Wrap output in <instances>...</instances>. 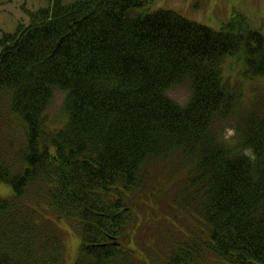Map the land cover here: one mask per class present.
<instances>
[{
    "label": "trees",
    "instance_id": "1",
    "mask_svg": "<svg viewBox=\"0 0 264 264\" xmlns=\"http://www.w3.org/2000/svg\"><path fill=\"white\" fill-rule=\"evenodd\" d=\"M44 1L0 36V264L61 263L67 225L69 264H142L120 241L142 203L168 216L164 201L191 228L158 264H264V97L245 87L264 80L262 34L149 0ZM183 83L180 104L167 91Z\"/></svg>",
    "mask_w": 264,
    "mask_h": 264
},
{
    "label": "rangeland",
    "instance_id": "2",
    "mask_svg": "<svg viewBox=\"0 0 264 264\" xmlns=\"http://www.w3.org/2000/svg\"><path fill=\"white\" fill-rule=\"evenodd\" d=\"M44 4V0H0V36L2 33L14 31L18 21L28 22L27 16L21 7L33 10ZM146 8L149 11L174 10L190 20L216 30L229 22L232 17L236 19L244 17L245 22L252 29L258 30L264 37V0H149L144 9ZM224 71L225 73H231L235 78L239 73L235 62L230 59L224 64ZM245 87L250 98L253 95L264 97V80L247 82ZM167 94L174 101L184 104L190 97V89L187 83H183L169 89ZM63 95V92L54 91L53 101L49 108L50 117L54 116L60 106ZM223 126L225 127V137H227L228 129H234L236 133V123L233 119L226 121ZM8 194H10V188L0 184V196H7ZM163 207L168 209V216L164 217L158 211L156 217H154V212L147 211L144 203H142V207L138 209V217L135 216L130 219L127 239L120 242L124 251L134 255L137 262L143 264L150 261L151 264H158L160 256L169 249L168 245L172 241L174 230L178 231L177 227L182 230L191 228V218L187 212L182 214L179 209L172 207L168 201H164ZM160 211L162 213V209ZM175 218L179 222L175 223L178 226H174L173 221ZM67 229L66 253L63 261L59 264H69L75 258L80 242L78 233L72 225H67ZM152 238L154 241L151 240ZM202 264L222 263L210 256H205Z\"/></svg>",
    "mask_w": 264,
    "mask_h": 264
},
{
    "label": "clouds",
    "instance_id": "3",
    "mask_svg": "<svg viewBox=\"0 0 264 264\" xmlns=\"http://www.w3.org/2000/svg\"><path fill=\"white\" fill-rule=\"evenodd\" d=\"M234 135H235V130L234 129H228L227 130V137H225V139H227L228 137H232ZM252 153H253V150L251 149V147L244 149V152H243V154L245 156H248L250 159H254V156L252 155Z\"/></svg>",
    "mask_w": 264,
    "mask_h": 264
},
{
    "label": "water",
    "instance_id": "4",
    "mask_svg": "<svg viewBox=\"0 0 264 264\" xmlns=\"http://www.w3.org/2000/svg\"><path fill=\"white\" fill-rule=\"evenodd\" d=\"M114 245H118L117 243H114Z\"/></svg>",
    "mask_w": 264,
    "mask_h": 264
}]
</instances>
